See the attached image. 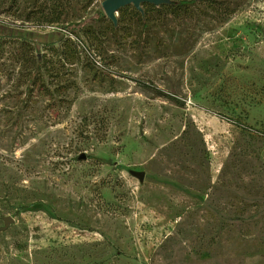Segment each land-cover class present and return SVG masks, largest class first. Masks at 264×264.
Masks as SVG:
<instances>
[{
  "label": "rangeland",
  "instance_id": "obj_1",
  "mask_svg": "<svg viewBox=\"0 0 264 264\" xmlns=\"http://www.w3.org/2000/svg\"><path fill=\"white\" fill-rule=\"evenodd\" d=\"M102 1L0 0V264H264V0Z\"/></svg>",
  "mask_w": 264,
  "mask_h": 264
},
{
  "label": "water",
  "instance_id": "obj_2",
  "mask_svg": "<svg viewBox=\"0 0 264 264\" xmlns=\"http://www.w3.org/2000/svg\"><path fill=\"white\" fill-rule=\"evenodd\" d=\"M169 0H103L101 3L102 9L106 16L111 19V21L116 24L117 22V12L120 8L132 4L138 11H142V3L148 2L155 5H160L162 3H167ZM85 155L82 154L79 156V159H85ZM132 174L138 177L140 180L144 177V172L142 171H133ZM10 218H5L4 226L7 227L9 224Z\"/></svg>",
  "mask_w": 264,
  "mask_h": 264
},
{
  "label": "trees",
  "instance_id": "obj_3",
  "mask_svg": "<svg viewBox=\"0 0 264 264\" xmlns=\"http://www.w3.org/2000/svg\"><path fill=\"white\" fill-rule=\"evenodd\" d=\"M180 2V4H182L183 5V7L184 8H187V7H189L190 5H193L194 3H195V0H180L179 1ZM166 3V2H165ZM165 3H162V4H160V6H162V7H167V6H170V5H167V4H165ZM141 7L143 8V6L141 5ZM121 11V10H120ZM56 21V19H51V22H55Z\"/></svg>",
  "mask_w": 264,
  "mask_h": 264
}]
</instances>
